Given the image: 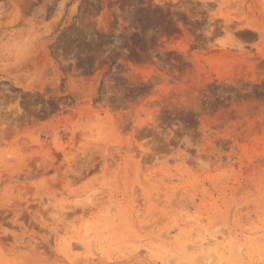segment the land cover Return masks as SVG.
Here are the masks:
<instances>
[{
	"label": "rangeland",
	"instance_id": "obj_1",
	"mask_svg": "<svg viewBox=\"0 0 264 264\" xmlns=\"http://www.w3.org/2000/svg\"><path fill=\"white\" fill-rule=\"evenodd\" d=\"M14 261L264 264V0H0Z\"/></svg>",
	"mask_w": 264,
	"mask_h": 264
},
{
	"label": "bare ground",
	"instance_id": "obj_2",
	"mask_svg": "<svg viewBox=\"0 0 264 264\" xmlns=\"http://www.w3.org/2000/svg\"><path fill=\"white\" fill-rule=\"evenodd\" d=\"M14 259V258H13ZM198 261V260H197ZM15 262V261H14ZM13 263V262H12ZM16 264H18L17 262H15ZM8 264H10V263H8Z\"/></svg>",
	"mask_w": 264,
	"mask_h": 264
}]
</instances>
